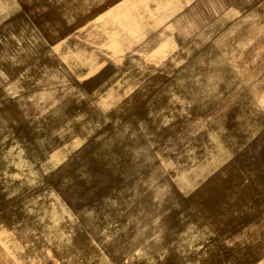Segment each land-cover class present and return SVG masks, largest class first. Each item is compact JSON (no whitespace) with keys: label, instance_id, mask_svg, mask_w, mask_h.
<instances>
[{"label":"rangeland","instance_id":"374dc122","mask_svg":"<svg viewBox=\"0 0 264 264\" xmlns=\"http://www.w3.org/2000/svg\"><path fill=\"white\" fill-rule=\"evenodd\" d=\"M0 264H264V0H0Z\"/></svg>","mask_w":264,"mask_h":264}]
</instances>
